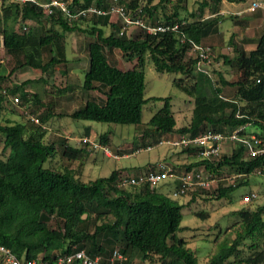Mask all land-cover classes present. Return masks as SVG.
Returning a JSON list of instances; mask_svg holds the SVG:
<instances>
[{"label":"trees","instance_id":"trees-1","mask_svg":"<svg viewBox=\"0 0 264 264\" xmlns=\"http://www.w3.org/2000/svg\"><path fill=\"white\" fill-rule=\"evenodd\" d=\"M142 1L128 4L120 0V3L127 10L140 8L147 24H179L178 29L149 34L138 27L132 36L120 35L121 27L110 15L73 22L60 13L47 15L31 2H3L0 4V43L10 55H22L24 61L19 63V68L28 67L53 75L57 65L69 62L67 34L91 36L89 68L84 74L82 89L99 92L102 96L89 97L66 116L74 120L139 126L144 105L150 100L163 101L165 106L143 129V139L149 140L148 143L143 140L146 148L158 145L163 137L176 132L201 135L209 130L232 133L242 129V136L255 135L264 140V32L250 51L231 37L229 44L234 56L221 57L227 66L239 73L236 80H230L221 72L217 79L199 72L197 60L189 54L192 42L206 47L205 41L219 32L217 25L221 21H236L237 16L220 13L224 1L243 3L245 0H203L197 10L199 17L192 14L190 20L181 18L182 0L176 3L160 0L156 5H152L153 0ZM72 2L81 8L93 4L100 8L108 6L107 0ZM170 5L172 10H168ZM207 9L213 16L202 18ZM30 22L34 26L30 27ZM84 22H89L90 27H83ZM44 49L52 53L47 61L43 57ZM117 53L127 62L136 61L135 67L118 68ZM148 61L158 72L182 75V79L175 80L176 85L195 98L188 126L175 130L176 118L170 97L145 98ZM13 72L15 70L7 74V69L0 64V105L9 101L6 98L11 93L12 96L19 93L20 103L12 100L13 105H25L33 97L35 104L44 109L37 116L41 124L31 118L25 123L11 120L0 123L3 151L6 152L5 157L0 158V246L10 249L19 259L41 258L47 264H56L60 257L77 251L99 257L103 264H111L115 252L126 257L121 264H198L196 251L188 247L185 238L177 235L184 230L181 226L184 207L171 196L174 184L155 188L147 184L121 186V176L132 173L127 169L85 182L71 168L45 167L58 151L70 162L80 161L87 151L66 137L53 142L46 140L50 130L47 124L60 114L55 112L54 103H43L38 94H30L25 87L27 83L13 91L5 87ZM248 128H253L255 134L249 133ZM109 135H100L103 146L108 144ZM182 152L198 155L196 148H184ZM154 166L148 164L133 170L138 174ZM193 168H203L217 177L237 175L234 183H220L212 192V189H200L190 193L193 202L198 196L210 193L212 199L231 201L239 188L248 185L245 178L264 175V152L249 156L245 144L236 142L231 153L222 154L217 161L200 159L189 166L176 165L179 173ZM196 215L202 219L209 217L205 212ZM232 215L238 218L234 224L238 226L235 238L221 243L207 264H227L232 259L234 264H264V204L242 208Z\"/></svg>","mask_w":264,"mask_h":264},{"label":"rangeland","instance_id":"rangeland-1","mask_svg":"<svg viewBox=\"0 0 264 264\" xmlns=\"http://www.w3.org/2000/svg\"><path fill=\"white\" fill-rule=\"evenodd\" d=\"M107 1L108 5L112 3V0ZM134 1L126 0L128 4L134 3ZM159 1L153 0L152 5L158 4ZM172 1L174 3L177 2V0ZM182 1L181 18L183 20L193 19L192 14H197L199 17L197 10L199 3L203 0ZM253 1L264 4V0H245L243 3H228L224 1L220 8L221 14L226 16L234 15L237 16V19L236 21L230 19L221 21L217 25L219 32L211 34L204 43L205 46H209L212 49V63L205 69L216 79L219 72L230 80H236L240 77L239 73L227 66L221 57L223 55L231 58L234 56L233 48L229 44L232 36L238 44L243 45L247 51H250L256 47L259 36L264 32V11H248L249 5ZM118 3L122 5L120 0H118ZM143 4H146V2L144 1ZM171 5L168 10L172 8ZM134 9L137 10L136 8H130L129 10L132 16L135 15ZM212 16L211 11L207 9L202 18H210ZM112 18L118 27H122L121 20L118 17L114 15ZM82 24L85 28L90 27L89 22ZM32 26H34L33 23L30 24V27ZM136 31L137 28L133 34ZM90 39L91 36L87 34L68 33L67 57L69 62L67 65H57L56 72L53 75L49 73L43 74L39 70H33L28 67L19 68V63L24 61L22 55H10L0 43V64L7 69V74L15 70L9 76L5 87H9V90L13 91L27 83L25 87L30 94H38L43 103H54L55 112L60 114V117L57 116L54 118L55 120L53 119L55 122L52 125L54 126L48 124L50 130L47 133L46 140L53 142L57 138L66 137L72 144L83 147L87 151L80 161L75 162L63 159L60 151H58L56 156L45 164V167L58 170L64 167L71 168L75 171L78 178L88 182L108 177L113 171L120 169H127L129 172L136 173L133 170L134 168H143L148 164H156L160 161H167L175 165L179 164V166L180 164L189 166L199 161L198 155L191 152L184 153L181 147H173L171 144L156 145L148 148L143 145V129L147 127L151 118L165 106L163 101L150 100L144 105L142 124L139 126L74 120L66 116V114L81 107L89 97L96 96L99 98L102 96L99 92H85L82 89L84 74L89 68L88 42ZM51 54L49 49L43 50L45 61L51 57ZM115 57L118 61V68L129 70L135 67L136 61L127 62L120 53H117ZM145 75V98L170 97L172 110L176 118L175 130L188 126L191 122L195 98L176 85L175 80L182 79V75L158 72L151 61L146 64ZM10 95L6 98L9 101H5L0 105V123H5L6 120L25 123L27 119L29 120L32 117L31 115L37 117L43 112L44 107H38L33 97L30 96L31 100L25 105H13L12 100L15 96H12V93ZM18 95L19 93H17ZM86 126H91L97 133L95 138L99 143L100 135L110 133L108 144L105 147L118 158L108 156L103 149L90 150L86 148V144H80L78 139L82 138V136L85 137L83 129ZM248 131L251 134H255L253 133L255 132L253 128H248ZM176 135H180L179 132L172 135L169 134L162 139H171ZM262 136H264L263 133ZM144 141L145 143L149 142L148 139ZM261 141L263 142L262 148H264V140ZM233 146H224L223 155L230 154ZM3 148L4 137L0 134V158H4L6 155ZM82 163L84 166L81 165ZM226 178H229L228 182H218L210 192L217 189L220 183H225V185L234 183L237 175L231 173ZM245 179L248 181V185L239 188L233 194L231 201L227 199H212L210 192V194L198 196L194 202L192 195L175 198L184 207L181 224L184 230L178 232L177 235L180 238H185L188 241V247L196 251L198 264H207L209 258L217 251L221 243L232 241L235 238L238 226L234 224L238 221V218L232 215L234 211L248 207L256 208L264 204V175L256 174ZM166 189L164 188V192L167 193ZM251 193L257 194L258 197L252 203L247 204L243 199ZM198 212L208 213L209 217L202 219L196 215ZM227 264H234V259L228 261Z\"/></svg>","mask_w":264,"mask_h":264},{"label":"built area","instance_id":"built-area-1","mask_svg":"<svg viewBox=\"0 0 264 264\" xmlns=\"http://www.w3.org/2000/svg\"><path fill=\"white\" fill-rule=\"evenodd\" d=\"M3 2H31L41 7L47 15L52 16L56 13H60L63 17L73 22L90 20L96 16L110 15L113 17L115 15L121 20L122 23L120 35L127 36H132L134 30L138 27H142L149 34L176 31L179 27V24L175 26H166L164 24L152 26L147 24L142 18V10L140 8L135 10V15L132 16V13H130L125 6L120 5L118 0H112V3L106 8H100L95 4L85 8L76 7L72 0H0V4ZM259 8L264 10V4L260 2H253L249 6L248 11L254 12ZM189 54L197 60V70L199 72L209 74L205 67L210 66L212 63V49L210 47L200 46L192 42ZM13 101L15 104H19V96H15ZM31 116L32 121L37 124H41L38 117L34 115ZM43 127L46 129L48 128L44 125ZM241 130H236L232 133H219L209 130L201 135L181 134L176 135L171 139H162L158 145L171 144L173 147H181V149L196 148L198 157L201 160L208 161L219 160L223 154L224 146L234 145L236 142L245 144L246 151L249 156L255 157L259 154H262L264 152V150L260 147L262 145V141L255 135L242 136L240 134ZM78 142L80 144L82 143L88 145V148L92 150L103 149L108 156L118 158V156H115L110 151H108L105 146L97 142L96 138L85 136L79 138ZM226 176L230 175H224L222 178H218L216 175L205 171L203 168H193L191 170L179 173L175 164H171L167 161H160L159 163L155 164L153 169H149L148 171H143L138 174H123L119 180V185L139 186L147 184L150 187L155 188L172 183L175 186L171 190V196L173 198H179L181 196L189 195L196 190H210L220 181L228 182L227 180H229V178H226ZM257 197V194L251 193L246 195L243 201L245 203H249L257 199ZM124 261H126V257H124L119 252L113 253L110 259L111 264H115L116 262L121 264ZM75 262H80V264H103L101 258H93L85 251H77L72 255L60 257L56 264H73ZM0 264L47 263L42 261L41 258L37 260L19 259L10 249L0 246Z\"/></svg>","mask_w":264,"mask_h":264},{"label":"crops","instance_id":"crops-1","mask_svg":"<svg viewBox=\"0 0 264 264\" xmlns=\"http://www.w3.org/2000/svg\"><path fill=\"white\" fill-rule=\"evenodd\" d=\"M55 120V119H54ZM53 119L48 123V124H50L51 126H54V125H52V123L53 122H55ZM47 124V125H48ZM59 125V124H58ZM57 125V126H58ZM56 126V127H57ZM54 128V127H53ZM90 129V133L89 134H87V132H88V130ZM83 131H84V136H90V137H93V138H95V136L97 135V133L92 129V127L91 126H86V127H84V129H83ZM83 137V136H82ZM176 163V162H175ZM177 165H179V164H177ZM180 166L182 167L183 165H181L180 164Z\"/></svg>","mask_w":264,"mask_h":264}]
</instances>
